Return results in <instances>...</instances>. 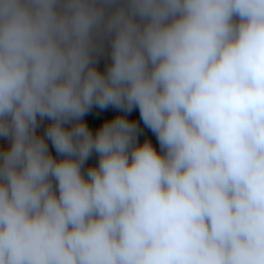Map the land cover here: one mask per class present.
<instances>
[{
	"label": "clouds",
	"instance_id": "9594fccd",
	"mask_svg": "<svg viewBox=\"0 0 264 264\" xmlns=\"http://www.w3.org/2000/svg\"><path fill=\"white\" fill-rule=\"evenodd\" d=\"M0 264H264V0H0Z\"/></svg>",
	"mask_w": 264,
	"mask_h": 264
},
{
	"label": "rangeland",
	"instance_id": "374dc122",
	"mask_svg": "<svg viewBox=\"0 0 264 264\" xmlns=\"http://www.w3.org/2000/svg\"><path fill=\"white\" fill-rule=\"evenodd\" d=\"M103 63V62H102ZM97 111V110H96ZM95 110H94V112H91V113H89L88 114V116L89 115H93V113H95L96 112ZM116 114V110H113V109H108V110H105V112H104V114L103 115H101V122H100V124L103 122V119L104 118H106V117H111V116H114ZM135 118V119H139V114H138V111H134L132 114H131V116H130V118ZM99 125V124H98ZM95 126H97V125H94L93 127H95ZM144 136H148V137H150L154 142H155V138L151 135V133L148 131V130H144V133H143V135L141 136V139H143L144 138Z\"/></svg>",
	"mask_w": 264,
	"mask_h": 264
},
{
	"label": "trees",
	"instance_id": "16d2710c",
	"mask_svg": "<svg viewBox=\"0 0 264 264\" xmlns=\"http://www.w3.org/2000/svg\"><path fill=\"white\" fill-rule=\"evenodd\" d=\"M96 112L93 113V115H87L86 116V119L94 126V125H98L100 124L101 122V115L104 114L105 110L101 111V110H98V109H94ZM93 110V112H94Z\"/></svg>",
	"mask_w": 264,
	"mask_h": 264
}]
</instances>
